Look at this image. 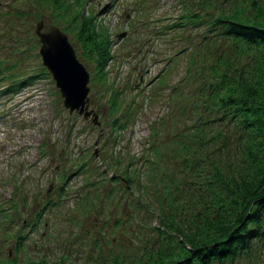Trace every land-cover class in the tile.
<instances>
[{
	"label": "rangeland",
	"instance_id": "obj_1",
	"mask_svg": "<svg viewBox=\"0 0 264 264\" xmlns=\"http://www.w3.org/2000/svg\"><path fill=\"white\" fill-rule=\"evenodd\" d=\"M104 1L107 2L84 0L83 11L101 10L96 12L97 20L114 37L111 49L115 56L107 61L105 80L121 93V105L135 110L133 118L114 140L113 130L106 125L109 118L100 116L99 121L95 113L100 108L94 107L93 102L99 86H106L101 85L102 80L94 79L90 60L82 57L89 72V111L84 117L67 111L49 75L14 93L0 95V264H38L43 259L51 264H138L143 256L139 252L144 237L153 246L163 239L150 228L157 223L150 207L160 201L165 204L168 195L179 198L183 207L189 199L195 201L199 188L192 187L194 178L190 171L194 169L192 160L198 156L192 152L221 149L223 142L211 141L210 132L221 130L228 135L227 127L222 130L226 126L221 117L224 113L211 106L204 87L213 75L212 63L217 62L219 54L229 60L221 69H233L242 59L239 51L233 52L230 41L217 39L201 52L186 46L172 57L156 85L153 77L165 63L164 55L199 37L191 34L190 39L180 41L175 34L164 38L159 33V24L175 17L180 4H188L183 0H139L137 4L144 13L140 10L138 17L131 20L130 5L136 0H114L102 11L97 6ZM220 1H215L214 9L208 12H215ZM14 4L22 6L25 13L7 21L13 22L8 30L0 27V59L6 56L9 62L13 58L20 60L23 54L18 48L10 51L25 41H18L17 37L26 29L24 24L34 27L35 19L55 22L60 27L66 22L70 32L76 26L71 22L73 9L63 7L52 13L49 0H38L40 8L32 0H24L21 5L15 0ZM33 8L36 12L31 16ZM7 13L10 16L11 12ZM145 20L147 23L143 24ZM131 21H137L133 28L129 26ZM120 29L124 35L116 38ZM144 37L147 38L141 43ZM74 46L76 53L79 48ZM36 60L25 52L21 63ZM131 95L136 99L130 101ZM170 106L173 111L169 113ZM162 118V133L155 143L160 146L157 160H146L148 170L138 156L132 157L135 161L129 164L125 155L139 154L148 142L150 129L162 124ZM177 131H181L180 135ZM116 154L119 161L115 160ZM124 169L129 170L131 183L121 175ZM141 181L146 186L142 192ZM60 184H64L61 190L57 187ZM190 210L182 209L178 218L186 219ZM33 214L37 217L35 222ZM21 232L23 239L17 247L15 238ZM245 256L239 264H264V243L255 239L252 256Z\"/></svg>",
	"mask_w": 264,
	"mask_h": 264
},
{
	"label": "trees",
	"instance_id": "obj_2",
	"mask_svg": "<svg viewBox=\"0 0 264 264\" xmlns=\"http://www.w3.org/2000/svg\"><path fill=\"white\" fill-rule=\"evenodd\" d=\"M2 1L4 3L0 5V27L8 30L13 22L9 24L7 21L14 16L21 17L25 12L22 6H15V0H0ZM23 1L17 0V3L21 5ZM32 1L36 6L39 5L38 0ZM183 1L188 6L183 7L180 4L181 10L175 17H171L169 22L159 24V33L164 38L175 34L180 41L183 38L190 39L191 34L199 37L197 40L181 43L177 49H173L174 52L164 55L165 63L158 74L154 75V84L158 85L172 57L187 49L186 46L201 52L204 47L212 46L217 39L223 41L225 38L230 41L233 52L239 51L242 59L236 62L233 69H221L222 65L229 62L228 59L221 58L226 55L219 54L217 62L212 63L213 75L210 74L211 77L205 83V96H209L212 107H218L224 113L221 117L223 122L226 120V126L222 130L227 127L228 135L221 130L210 132L211 141L220 139L223 142L221 149H200L197 154L192 152L198 156L192 160L194 169L190 171L194 178L192 187L199 188L197 196L194 197L195 201L188 198L183 207L179 198L168 195L165 204L160 201L157 206L150 207L157 221L150 228L158 238L162 235L164 241L160 239L153 246L144 237L145 241L139 252L143 256L138 264H239L240 258L247 257L245 255L252 256L255 239L264 243V0H221L213 13L208 10L214 9L212 5L219 0ZM84 4V0H49V11L53 13L55 9L63 7L71 11L73 9L71 22H75V28L70 32L66 22L59 28L70 33L69 40L73 46H78L76 55H79L81 63L82 58L90 60L92 76L96 80H102L101 85L106 86H99L96 90L93 97L94 107L100 108L96 110L100 120V116L109 118L106 125L113 130V139L118 140L119 130L132 120L135 110L122 106L119 102L121 93L119 95L113 83H106L109 67L106 64L108 59L115 56L111 49L114 37L97 20V10L88 8L83 11ZM40 7L41 5L38 8ZM130 8L133 12L129 13L128 18L132 20L138 17L137 14L142 8L137 3L130 5ZM7 11L11 12L10 16ZM35 12L36 9L33 8L30 15L34 16ZM140 13L143 14L144 11ZM131 22L133 24L129 26L133 28L137 21ZM145 23L146 20L143 24ZM24 26L26 29L17 39L25 41L12 46L10 52L13 48H18L19 53L24 55L28 52L36 60L38 38L35 37L34 27L29 23ZM23 55L20 60L13 58L12 62L6 56L0 59V95L14 93L24 85L49 75L48 69L41 65L38 58L22 64ZM133 98L136 99V96L131 95L130 101ZM177 107L179 110L180 106ZM168 108L169 113L173 111L172 106ZM205 109L211 112L210 108ZM191 117H188L189 121ZM207 119L209 117L205 120ZM161 121L162 124L152 126L150 134L147 135L148 142L144 143V149L139 154L125 155L129 164L133 161L132 157H140L138 159H142L145 168L148 167L146 160H157L156 154L160 146L157 147L155 143L161 136L165 118ZM180 133L181 131H177L176 134ZM115 160L119 161V155L116 154ZM79 166L80 164L75 165L74 169L77 170ZM151 170L153 173L154 170ZM128 172L129 170L124 169L121 175L131 183L133 180ZM63 186L64 184H60L57 187L61 190ZM145 187V183L141 181V192ZM184 208L191 209L187 218H178L179 211ZM33 217L32 222H35L37 217L35 214ZM22 236L21 232L15 238L17 247L23 239ZM112 260L116 261L114 258ZM38 264L51 263L43 259Z\"/></svg>",
	"mask_w": 264,
	"mask_h": 264
},
{
	"label": "water",
	"instance_id": "obj_3",
	"mask_svg": "<svg viewBox=\"0 0 264 264\" xmlns=\"http://www.w3.org/2000/svg\"><path fill=\"white\" fill-rule=\"evenodd\" d=\"M34 32L38 37V54L41 63L49 69L54 85L59 89L62 103L69 109H76L86 116L88 72L75 55L68 35L58 25L44 20H35ZM93 120L96 121L93 113Z\"/></svg>",
	"mask_w": 264,
	"mask_h": 264
}]
</instances>
